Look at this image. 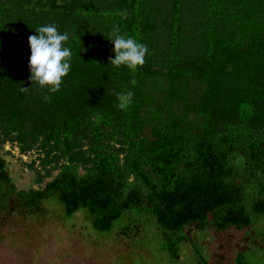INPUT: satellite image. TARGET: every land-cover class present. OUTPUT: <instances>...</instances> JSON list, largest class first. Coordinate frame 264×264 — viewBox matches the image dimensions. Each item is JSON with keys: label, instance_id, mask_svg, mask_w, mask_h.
Masks as SVG:
<instances>
[{"label": "trees", "instance_id": "trees-1", "mask_svg": "<svg viewBox=\"0 0 264 264\" xmlns=\"http://www.w3.org/2000/svg\"><path fill=\"white\" fill-rule=\"evenodd\" d=\"M117 4L111 15L120 34L148 47L142 66L111 64L110 40L95 59L72 43L59 90L37 84L40 102L31 97L6 112L20 142L48 144L87 130L83 172L67 157L42 187L20 189L0 155L3 193L23 212H42L51 197L66 215L85 209L98 231L130 210L150 214L172 257L192 229L221 233L264 222V0ZM158 50L164 56L151 58ZM8 78L24 83L17 71ZM232 84L249 97L218 105V91ZM128 92L132 99L122 100ZM240 251L234 264H248Z\"/></svg>", "mask_w": 264, "mask_h": 264}, {"label": "rangeland", "instance_id": "rangeland-1", "mask_svg": "<svg viewBox=\"0 0 264 264\" xmlns=\"http://www.w3.org/2000/svg\"><path fill=\"white\" fill-rule=\"evenodd\" d=\"M119 0H0V155L7 160L10 175L20 189L42 187L60 170L67 157L84 166L87 130L60 141L42 143L40 138L16 139L6 116L14 104L40 102L43 90L29 79L27 38L35 29L55 24L67 33L64 47L78 43L77 53L99 57L117 29ZM66 10H65V9ZM152 52L160 59L163 50ZM150 58V56H149ZM21 73L24 83H8V76ZM20 87V88H19ZM28 87L27 90L21 88ZM19 91V92H18ZM218 105L247 96L241 84L219 90ZM0 183V264H234L237 251L248 264H264V222L245 230L221 233L190 232L191 240L179 244V256L163 248L162 230L144 212L116 220L110 230L98 231L82 211L64 214L56 198L45 200L43 210L23 212L13 207L15 196L5 194Z\"/></svg>", "mask_w": 264, "mask_h": 264}, {"label": "clouds", "instance_id": "clouds-1", "mask_svg": "<svg viewBox=\"0 0 264 264\" xmlns=\"http://www.w3.org/2000/svg\"><path fill=\"white\" fill-rule=\"evenodd\" d=\"M69 36L67 33L61 34L55 24L39 26L35 29V34L27 38L30 48L28 58L29 79L36 82L40 87H49V91L56 92L71 69V49L64 47ZM109 40L112 42L114 58L109 61L115 66L126 65L129 68L142 66L145 63V56L148 47L144 43L138 42L134 38H125L119 29H114ZM28 87L21 88L27 90ZM133 93L120 94L124 101H130ZM47 100L48 97L45 96ZM124 106L123 104L121 105Z\"/></svg>", "mask_w": 264, "mask_h": 264}]
</instances>
